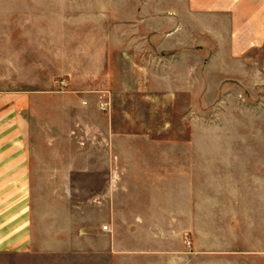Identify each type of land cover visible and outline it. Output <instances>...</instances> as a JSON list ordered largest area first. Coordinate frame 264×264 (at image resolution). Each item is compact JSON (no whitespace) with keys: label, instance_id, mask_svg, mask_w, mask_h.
<instances>
[{"label":"rangeland","instance_id":"rangeland-1","mask_svg":"<svg viewBox=\"0 0 264 264\" xmlns=\"http://www.w3.org/2000/svg\"><path fill=\"white\" fill-rule=\"evenodd\" d=\"M182 4L0 0V142L17 116L34 118L40 182L49 163H115L122 192L135 182L173 208L182 161L189 173L194 161L197 182H264V28L220 42L205 12L182 28ZM102 172L57 183L56 195L100 193ZM165 215L147 213L132 236L144 250L138 264H175L174 210ZM128 236L119 234L122 246ZM31 261L0 252V264Z\"/></svg>","mask_w":264,"mask_h":264},{"label":"crops","instance_id":"crops-1","mask_svg":"<svg viewBox=\"0 0 264 264\" xmlns=\"http://www.w3.org/2000/svg\"><path fill=\"white\" fill-rule=\"evenodd\" d=\"M252 1L256 8L249 13L247 0H209L204 5L185 0L178 8L182 28L188 23L195 27L205 12L206 29H213L217 41L248 42L264 28V0ZM177 17L179 23L180 12ZM16 118L15 129L9 134L4 130L0 142V252L30 256L32 264H138L135 258L144 250L132 236L145 225L147 213L167 215L171 209L175 264H264V182H197L194 161L191 173L182 161L177 165L174 208L166 199L142 197L135 182H126L122 192L115 163H49L48 182H40L34 147L37 121ZM66 153L50 151L56 157ZM88 171H103L97 173L105 182L100 193L56 195L57 183L70 188L77 177L93 175ZM119 234L129 235L127 247ZM162 251L168 258L167 245Z\"/></svg>","mask_w":264,"mask_h":264}]
</instances>
